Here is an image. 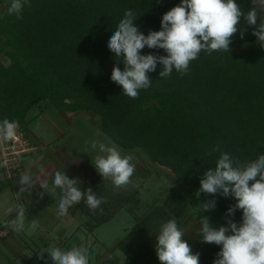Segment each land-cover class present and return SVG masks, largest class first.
I'll use <instances>...</instances> for the list:
<instances>
[{
    "label": "trees",
    "instance_id": "trees-1",
    "mask_svg": "<svg viewBox=\"0 0 264 264\" xmlns=\"http://www.w3.org/2000/svg\"><path fill=\"white\" fill-rule=\"evenodd\" d=\"M235 2L243 13L255 8L257 24L264 21L253 0ZM11 3L0 17V54L10 59L8 64L0 61L2 120L24 126L30 110L42 100L63 111H94L116 144L141 149L170 168L179 184L197 191L203 172L215 169L221 151L241 162L264 154V47L252 34L255 26L247 25L243 16L230 52L201 51L187 73L174 69L163 79L158 63L148 73L151 86L133 99L111 80L113 66L123 71L124 63L109 50V39L127 10L135 13L134 26L147 36L150 30H161L163 14L181 0H27L21 19L8 13ZM140 54L166 55L163 49L147 46ZM217 145L220 151L213 150ZM117 197L120 205L122 194ZM209 199H215L216 207L202 215L214 228L227 226V210L237 203L231 196L201 193L197 200L196 193L192 199L176 193L154 211L166 217L164 223L173 215L178 222L189 205L200 224L196 209ZM231 219L241 223L242 210ZM138 221L131 236L118 243L130 258L128 264H142L159 235L152 237L154 246L136 251L131 241L142 229ZM201 238L200 234L190 245L192 252L199 253V264H213L222 246Z\"/></svg>",
    "mask_w": 264,
    "mask_h": 264
},
{
    "label": "clouds",
    "instance_id": "clouds-1",
    "mask_svg": "<svg viewBox=\"0 0 264 264\" xmlns=\"http://www.w3.org/2000/svg\"><path fill=\"white\" fill-rule=\"evenodd\" d=\"M26 3L27 0H12L8 13L21 19ZM257 15L255 8L243 13L235 0H181L179 5L163 14L161 30H150L145 36L134 26L133 22L137 19L135 13L127 10L108 42L109 50L118 61L122 57L124 63L123 71L113 66L111 80L121 87L126 96L135 99L139 90L151 86L148 73L154 72L158 63L163 66L159 73L163 79L170 76L174 69L181 74L187 73L190 62L197 59L201 51L208 54L220 50L230 52L231 38L237 33L242 16L247 25L255 26L252 34L264 47V21L257 24ZM145 46L163 49L166 55H141ZM18 126V122L8 119L0 122V140L15 139ZM91 148H98L101 153L92 159V164L102 178H111L116 187L130 182L135 171L130 156H122L114 144L109 146L92 141ZM213 150L220 151V146ZM78 183L77 179L69 178L65 173H55L53 187L59 188L62 193L57 209L59 216L67 215L68 209L85 197L91 210H96L104 202L91 188L82 192L77 187ZM35 184L32 176L22 175L19 193L32 189ZM40 185L44 191L48 188L47 183ZM200 185L196 192L197 200L203 193L225 198L231 196L237 201L227 210V226L222 225L218 229L212 226L209 217L202 215L215 209V199L200 202L196 209L200 214L202 242L222 246L213 264H264V154L254 161L241 162L228 152L221 151L215 169L203 172ZM40 195L42 198L44 193ZM237 209L242 210V222L239 224L231 219ZM25 222V209L21 205L16 217L7 223L13 231L20 233L25 230ZM30 226L37 227V221L33 219ZM183 237L184 233L178 228L175 218L161 226L155 246L160 264H199V253L193 254ZM47 253L53 264H89L87 247L73 245L69 250L51 247ZM40 258L43 259V255Z\"/></svg>",
    "mask_w": 264,
    "mask_h": 264
},
{
    "label": "crops",
    "instance_id": "crops-1",
    "mask_svg": "<svg viewBox=\"0 0 264 264\" xmlns=\"http://www.w3.org/2000/svg\"><path fill=\"white\" fill-rule=\"evenodd\" d=\"M8 1L10 0H0V17L5 14ZM0 61L8 64L10 59L0 54ZM43 108L45 107L40 108L38 116L42 117L45 114ZM30 112L27 117L28 122ZM64 112L67 115L77 114L76 117L85 113V111ZM90 112L95 113L100 120L96 112ZM58 113L61 117L62 113ZM63 123L67 124L66 121ZM97 125L102 129L101 123ZM52 128L54 136L47 144L32 132L29 133L39 148L38 152H33L27 157L20 177L24 174L32 176L36 182L34 187L19 193L20 177L14 182L0 184V228L3 227L5 220L16 217L18 205L24 207L26 216L23 232L17 233L9 226V233L0 236V264H45V261L47 264H53L47 253L49 248L59 247L62 250H69L73 245L89 248V264H128L130 258L118 246V243L131 236L130 232L136 223L131 220L128 208L129 202L132 201V194L135 193L131 188L133 175L128 184L116 187L111 178H102L92 164V159L94 160L98 154L87 155L80 148L76 149L74 144L63 136L64 133L59 128ZM97 142L107 145L104 139L97 138ZM117 147L120 152L125 153L134 150V148L128 149L120 145ZM145 155V158L150 160L149 155L146 153ZM129 156L133 164L134 153ZM57 171L67 174L69 178L77 179L80 182L77 187L82 192L91 188L97 198H103L104 202L96 210H91L86 204L85 197L70 207L67 215L59 216L57 209L62 193L59 188L53 187L54 175ZM41 183H47L48 188L45 189L47 192L41 187ZM42 192L44 195L41 198ZM118 194H122L120 205ZM184 195L189 198L187 194L184 193ZM161 207H165V204L156 208ZM181 217L182 214L177 217L178 226ZM173 218L176 219L174 215ZM33 219L37 221L35 228L30 226ZM121 254L124 257H120ZM41 255L43 259L40 258ZM142 264H160L156 248Z\"/></svg>",
    "mask_w": 264,
    "mask_h": 264
},
{
    "label": "rangeland",
    "instance_id": "rangeland-1",
    "mask_svg": "<svg viewBox=\"0 0 264 264\" xmlns=\"http://www.w3.org/2000/svg\"><path fill=\"white\" fill-rule=\"evenodd\" d=\"M253 2L264 20V0H253ZM41 107H45L43 108L45 114L42 117L37 115ZM58 112L62 113L61 117H59ZM76 115L77 114L72 113L67 115L66 112L60 110L54 102L42 100L40 104L32 108L30 112V121L24 126H19L26 131L31 138L32 136L29 133L32 132L46 144L50 138L54 136V129L52 127H57L64 133L63 136L74 144L76 149L80 148L84 153H87V155H89V153L101 154L98 148H91V142L97 141V138L104 139L105 143L109 146L113 144L118 146V144L99 128L97 124H100V120L97 119L98 116L95 115V113L85 111V113H81L77 117ZM63 121H66L67 124L63 123ZM86 141L88 143H86ZM36 152H38V150ZM142 152L144 151L139 148H134V150L129 151V153L121 152L122 155L127 154L128 156L134 153L135 157H133L135 159L133 163L135 171L133 174V183L131 185L135 193L133 192L132 194V201L129 202L128 208L131 220L136 222L138 219L139 225H142V229H137L134 238L132 241L130 240L131 244H133V248L138 252H143V247L147 244L154 246L156 241H154L152 237L155 236L154 234H159L161 226L165 222L164 220H166V217H164V215L161 217L157 211H154V208L163 206L164 204L166 206V202L169 201L171 194L181 192L187 194L189 198H192L197 191V189L190 190L179 184L170 168L156 163V161L151 158L150 160L146 159L145 152ZM168 208L166 209L167 212ZM167 212L166 215H168ZM146 216H148L147 219L145 218ZM178 228L183 231L184 240L189 246L200 235V224L189 205L183 211ZM103 231H105V229H103ZM120 257H124V255L121 254Z\"/></svg>",
    "mask_w": 264,
    "mask_h": 264
},
{
    "label": "built area",
    "instance_id": "built-area-1",
    "mask_svg": "<svg viewBox=\"0 0 264 264\" xmlns=\"http://www.w3.org/2000/svg\"><path fill=\"white\" fill-rule=\"evenodd\" d=\"M2 121L0 117V122ZM38 148L39 145L20 126H18L15 139L0 140V184L17 180L25 167L27 157L36 152ZM11 220L4 221L3 227L0 228V235L9 233L7 222Z\"/></svg>",
    "mask_w": 264,
    "mask_h": 264
}]
</instances>
